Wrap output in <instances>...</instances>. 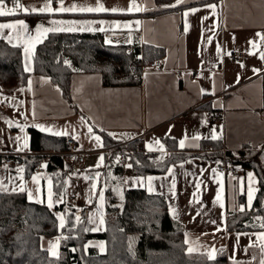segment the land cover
<instances>
[{
  "label": "crops",
  "instance_id": "obj_1",
  "mask_svg": "<svg viewBox=\"0 0 264 264\" xmlns=\"http://www.w3.org/2000/svg\"><path fill=\"white\" fill-rule=\"evenodd\" d=\"M193 1L202 0H183L177 6ZM46 2L20 0L29 8L43 7ZM134 2L140 11H127L133 0H100L105 8H116L117 11L51 14H25L21 11L17 15L0 17V23L23 20L33 35L38 26L51 27L49 22L53 20L76 22L77 26H88V22H91V28L97 30L50 33H100L102 36H115L123 45L135 42L139 46L149 45L164 50V57L156 60L161 62L162 68L144 69L139 85L104 87L101 74L76 73L70 81L69 97H65L60 88L47 78L33 74L34 54L28 60L30 71H25L23 40L14 36L9 43L6 39L9 30H3L5 38L0 40L20 48L22 68L28 78L23 88L12 92L0 88V152H12L22 157L38 154L31 150L30 145L29 130H36L43 135L46 147L44 155L56 154L63 158V182L60 197H52L51 208L48 206V188L51 181L53 191V182L50 175L44 172L42 164L24 177L23 173L17 171L20 166L13 163L6 165L0 161V183L8 189L6 192H23L28 202L50 209L56 218L58 230L62 229L58 217H63L66 225L65 214L55 210L59 204L76 209L86 208L90 226L95 232L103 233L105 216L115 206L117 194L124 196L141 192L151 198L162 197L170 217L183 227L184 243L188 241L185 243L186 253L208 259V252L214 248L215 258L223 253L228 264H233V261L236 264H260L264 258L259 246L261 242L252 247L250 244L257 241L256 234L263 231L230 233L227 230L230 215L242 212L241 207H244V211L250 209L248 174L252 173L255 179L251 184L254 199L256 175L252 168L237 164L235 166L241 176L234 180L223 173L220 175L214 165L221 160L227 162L224 156L226 152L264 153V60L259 58V52L256 55L248 54L253 51L250 40L259 42L260 50H264V41H259L256 36L258 32L264 33V0L204 1L154 16L149 13L157 10L155 0ZM63 3L65 7L73 4L79 7L97 6V0H63ZM213 4L216 5L214 10L207 7ZM51 6L58 8L60 0H52ZM193 9L198 10L190 12L187 17L184 15ZM206 16L208 19L202 23V18ZM101 21L104 23L101 24ZM186 21L189 25L187 33L184 31ZM101 28L104 30L100 31ZM218 44L222 49L219 55ZM235 54L241 55L239 62L234 60ZM253 68L260 71L254 73ZM238 75L239 83L236 82ZM201 89L205 93L202 94ZM207 110L220 115L221 121L205 127ZM9 120L14 122L11 128L6 123ZM38 125L52 131H41ZM89 127L101 137L103 147L97 146L96 140L88 134ZM213 129L220 136L219 139H211ZM65 130L79 136L78 140H74L81 151V164L73 165L72 157L65 152L64 139L72 135L54 134ZM99 132L111 133L109 136L118 144L137 140L144 154L168 155L163 140L170 139L175 142L178 151L194 153L195 157L171 165L168 168L172 169L171 175L166 171L162 175L134 176L129 173L128 164L119 156V161L116 159L113 162L119 164L114 172L107 169L106 152L109 148L105 147L104 138ZM194 136L200 139H192ZM17 137L19 143L16 142ZM182 139L185 141L183 148L179 144ZM156 140L160 144H156ZM208 142H218L221 146L216 150L205 145L203 149L202 144ZM25 144L27 146L23 147ZM149 145L152 146L151 151ZM18 147H23V151H17ZM101 156L105 159L97 167ZM33 176L40 177L39 184L32 181ZM86 176L92 179H85ZM173 177L175 195L170 191ZM198 182H202L199 189L196 188ZM21 185L24 191H20ZM38 187L41 189L39 193ZM13 188L16 190L12 191ZM218 191L220 199L217 201ZM101 192L103 199L100 198ZM194 192L198 202L193 200ZM28 193H32L34 199L29 200ZM254 223L258 224V219H254ZM217 228L221 231H217ZM237 234H241L238 241ZM63 237V234L42 237L40 246L50 257L56 258ZM50 244L56 246L53 251L58 253L57 256L49 252ZM189 248L194 251L190 253ZM84 251L86 254L93 252L103 255L105 244L102 240L93 239L87 242Z\"/></svg>",
  "mask_w": 264,
  "mask_h": 264
},
{
  "label": "trees",
  "instance_id": "obj_2",
  "mask_svg": "<svg viewBox=\"0 0 264 264\" xmlns=\"http://www.w3.org/2000/svg\"><path fill=\"white\" fill-rule=\"evenodd\" d=\"M211 0L193 1L183 6L173 5L176 0H155L157 10L149 15L174 11L184 6L196 5ZM164 57V50L149 45L108 46L103 43L100 33H50L43 43L35 48L33 56V74L47 78L69 97L71 78L76 73H99L104 87L135 86L140 84L141 67ZM67 60L69 65L64 61ZM28 74L22 68L20 48L10 46L0 40V88L12 92L26 85ZM31 150L38 153L34 156H13L14 165L24 169V177L32 174L36 168H44L53 182L55 198L61 195L63 182V158L56 154L44 155L46 150L43 135L36 130H29ZM104 138L107 169L116 172L119 164H113L117 156L130 164L129 173L134 176L162 175L171 165L195 157L194 153L177 150L176 144L164 139L168 155L161 153L144 154L139 141L129 142L127 149H121L118 141L111 136L99 132ZM60 142V140L58 141ZM218 150L220 143H203ZM216 156L219 155L215 154ZM225 160L232 165L252 168L257 179V191L251 208L244 212H235L227 220L228 232L260 230L264 232V153L255 155L226 152ZM161 201L163 213L155 218L156 228H141L131 232L126 221L136 217L137 221H145L141 215L148 204ZM114 205L123 206L125 218L117 215L105 216V231L97 233L90 226L87 209L64 207L59 204L56 211L65 214L66 225L58 230L53 212L45 205L30 203L23 192H6L0 190V264H228L226 256L219 254L214 260L202 255L186 253L183 238V227L173 220L167 212L162 197H147L141 192H132L122 197ZM80 220H76V216ZM127 218V219H126ZM126 219V221H125ZM258 219L259 223H254ZM147 223H144L145 225ZM129 227V228H128ZM137 237L134 248L129 244L130 234ZM63 234L59 243V255L49 256L41 248L42 237L51 238ZM102 240L105 253L84 251L90 240ZM75 250V251H73Z\"/></svg>",
  "mask_w": 264,
  "mask_h": 264
},
{
  "label": "snow or ice",
  "instance_id": "obj_3",
  "mask_svg": "<svg viewBox=\"0 0 264 264\" xmlns=\"http://www.w3.org/2000/svg\"><path fill=\"white\" fill-rule=\"evenodd\" d=\"M182 2H183V0H176L175 4L166 5L165 7H175ZM51 4H52V0H47V2L44 4L43 7H39V8L31 7V8H29L28 6L20 3V0H13L12 6L9 7L8 4L6 3V0H0V17L17 15L21 11H23L25 14H29V13H50L51 14V13H65V12H77V11L89 12V13L106 12V11L116 12L117 11L116 8H112V9L105 8L103 6V4L100 3V0H97V6L96 7H79L76 4H73L71 7H65L63 0H60V6L58 8H53L51 6ZM207 7L214 10L216 8V5H214V4L208 5ZM133 10L140 11V8L135 4L134 0H133V3H131L127 8L128 12H132ZM197 10L198 9L186 11L184 13V15L187 17L190 14V12L194 13ZM206 19H208L207 16L203 17L201 22L203 23V20H206ZM49 23L52 25L51 27L38 26L36 29L35 35H33L29 32V26L23 20L12 21V22H7V23H0V38H5L3 30L8 29L9 32L7 34L6 39L8 40L9 43L12 42L14 36L18 40H23V42H24V54H25V71H30V68L28 66V60H30L32 58L36 45L39 43H43V40L47 37L48 33H50V32H61V31H86V30L95 31V30H97V29L91 28V22H88V26H85V25L77 26L76 22H67L66 23L65 21H62V20H53V21H50ZM100 23L103 24L104 22L101 21ZM137 23H139V22L137 21ZM99 30L103 31L104 29L101 28ZM188 30H189V25L186 21L185 22V28H184L185 33H187ZM256 36L259 37V41H264V33L258 32V33H256ZM208 43L209 44L211 43V37L208 38ZM249 44H251L253 51L248 52V54L249 55H256V53L259 52V58L261 60H264V50H260L259 42L255 41V40H250ZM221 51H222L221 46L218 44L217 45V54L219 55V53ZM228 54L230 55L231 53H228ZM64 63L66 65H69V62L67 60H65ZM243 66L244 65H241V67H243ZM252 71L254 73H257L260 70L253 68ZM236 82L239 83V75L237 76ZM30 88H31V81H29V89ZM57 90L59 91V89H57ZM20 91H23V89H20ZM201 93L202 94L205 93V90L201 89ZM6 123L8 124L9 128H11L14 122L9 120V121H6ZM38 127L41 129V131H52V129L44 127V126L38 125ZM22 130H23V128L21 127V131ZM54 134L55 135H72L73 139H77V140L79 139L78 135L70 134L69 132H67V130H65L63 132L58 131V132H55ZM88 134L96 140L97 146H99V147L104 146L102 141H101V137L98 135H95L92 127L88 128ZM109 135H112V134L109 133ZM219 138H220V136L215 132V129H213L211 139L216 140ZM192 139L198 140V139H200V137L194 136ZM16 142L19 143V137L16 138ZM155 143L160 144V141L156 140ZM179 144H180V147L183 148L185 146V141L182 139V140H180ZM26 146L27 145L25 144L23 147H26ZM23 147H18L17 151H23ZM162 147L163 146L161 145V148ZM148 148L150 151L152 150L151 145H149ZM104 159H105L104 156H101L98 158L97 167H99L103 164ZM116 159H117V161H119V156H117ZM127 166L131 167L130 164ZM17 171L20 173H23L24 169L18 168ZM167 171L169 172L170 175L172 174V169H168ZM213 171L215 172V170H213ZM220 175H223V174L221 173ZM248 176H249V187L247 190L248 191V207L251 208L252 201L254 199L253 188L251 187V184L255 182V179H254L252 173H249ZM20 179L23 180V176H21ZM85 179H92V177L86 176ZM151 179L152 178L149 177V181H151ZM32 181L36 184H39L40 177L39 176H33ZM200 183H202V182H198L196 184L197 189L200 188ZM93 187H95V185H93ZM175 187H176V183H175V178L173 177V180L171 182V187H170V191L172 192L173 195H175V192H174ZM0 189H2L4 191L8 190L7 188H5L3 186L2 183H0ZM15 190H16L15 188L12 189V191H15ZM149 190L150 191L152 190L151 186L149 187ZM221 190H222V186H221ZM20 191H24V188L22 185L20 186ZM40 191H41V189L38 187L37 192L39 193ZM53 195H54V193L52 191L51 181H49V188H48V201H49V203H48V206L50 208L53 206V200H52ZM28 197H29V200L34 199L32 193H28ZM100 198L103 199V193L102 192L100 193ZM219 199H220V191L217 192V196H216V200L218 201ZM62 200H63V196H61V201ZM193 200L198 202L197 194L195 192L193 193ZM244 210H245L244 207L240 208V211L243 212ZM174 211L175 210L173 209V212ZM58 219L60 220V227L63 228L64 227V218L58 217ZM76 220L77 221L80 220V217L78 215L76 216ZM261 226L264 227V224H262ZM217 231H221V229L217 228ZM186 235H187V233H186ZM240 235L241 234H237V241L239 240ZM256 236H257V241H253L250 244V247L256 246L257 242H261L259 246L261 248L262 253H264V232L256 234ZM185 243H188V241L186 240ZM54 247H56V246L50 244L49 252L51 253V255L57 256L58 253L53 251ZM73 251H75V250H73ZM188 251L191 253L192 251H194V249L189 248ZM215 253H216V250L213 248L207 254L208 259L214 260L215 259ZM233 264H236V262L233 261ZM260 264H264V258L261 259Z\"/></svg>",
  "mask_w": 264,
  "mask_h": 264
},
{
  "label": "built area",
  "instance_id": "obj_4",
  "mask_svg": "<svg viewBox=\"0 0 264 264\" xmlns=\"http://www.w3.org/2000/svg\"><path fill=\"white\" fill-rule=\"evenodd\" d=\"M13 0H6V3L8 4L9 7L12 6ZM103 43L108 46H114V45H123L115 36H108V35H103L102 36ZM234 60L236 62H239L241 60V55L240 54H235L233 56ZM162 68L161 62L160 61H154L151 63H148L146 65H143L141 67V72L144 69H153V70H160ZM221 121V116L207 110L205 111V118H204V126L209 127L213 126ZM65 145H66V154L70 155L72 157L71 163L73 165L75 164H81L83 162V158L81 157V151L79 149L78 144L72 137H66L64 139ZM128 142L125 143H119V147L122 149H127L128 148ZM13 156H18L15 153L12 152H0V161L6 165H12L11 157ZM123 157H120V160H122ZM219 162V163H218ZM214 165V169L220 173H223L225 175L230 176L232 179L237 180L240 178V170L235 166L230 163H227L223 160L218 161ZM37 172H42L41 170H38Z\"/></svg>",
  "mask_w": 264,
  "mask_h": 264
},
{
  "label": "rangeland",
  "instance_id": "obj_5",
  "mask_svg": "<svg viewBox=\"0 0 264 264\" xmlns=\"http://www.w3.org/2000/svg\"><path fill=\"white\" fill-rule=\"evenodd\" d=\"M124 196H122V194L121 195L117 194V199H116V200H118L117 202H119V200L122 197H124ZM160 203H161V201L156 200L155 202H152L151 204H148V206H147L148 208L145 210V213L143 215H141L142 219H145L146 222L142 221V220L138 222L137 219H136L137 216L133 217V219H128L127 221H126L127 218L125 219V221L128 224L132 222L131 224H129V227L131 226L130 230H131L132 233H134V231H137V230H139L141 228H145V230L146 229H148V230L152 229L153 230L154 228H156L157 223L154 220L161 213H163V210H162V207H161ZM110 214L117 215V216H119L120 218H123V219L125 218L124 217L125 214H124L123 206H121V205L119 207H116V205L113 206L112 209L110 210V212L107 215H110ZM144 223H147V224L143 225ZM132 233L129 236V244H130V247L133 249L134 246H135L137 237H136L135 234H132Z\"/></svg>",
  "mask_w": 264,
  "mask_h": 264
}]
</instances>
